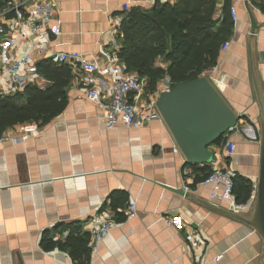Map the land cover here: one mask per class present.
<instances>
[{
    "label": "crops",
    "instance_id": "crops-1",
    "mask_svg": "<svg viewBox=\"0 0 264 264\" xmlns=\"http://www.w3.org/2000/svg\"><path fill=\"white\" fill-rule=\"evenodd\" d=\"M55 1L61 33L52 46L100 60L104 52L111 56L116 46L120 48L123 5L146 12L157 0ZM224 1L217 0L220 8ZM248 4L258 25L256 32L250 33L245 0H231L230 9L236 14L231 35L222 44L216 65L203 72L240 116L227 134L236 153L226 157L221 152L223 138L220 145L209 147L214 154L209 167H226L232 175L249 181L251 194L239 203L242 205L253 203L252 188L258 180L261 132L257 90L264 103V0H248ZM28 50L20 40L11 56L17 58ZM71 73L68 102L58 116L43 126L28 121L2 133L27 138L0 145V264H74L65 251L41 249L43 230L79 220L88 231L94 215L108 211L114 217V211L104 206L112 191L128 193V200L117 210L126 216L133 202L136 214L115 222L90 264H192L198 257L192 244L185 241L191 231L204 242L200 258L205 264H262L264 242L260 235L225 213L248 219L252 204L235 212L225 202L211 199L210 186L194 181L200 170L194 172L186 164L164 121L139 129H107L102 105L83 97L80 85L84 76ZM3 82L9 84L8 78ZM98 85L105 103L110 85L104 79ZM155 95L144 94L141 100ZM170 188H181L184 194ZM172 217H179L180 224L167 225L165 219ZM60 236L57 232L56 237ZM218 255L221 258L216 260Z\"/></svg>",
    "mask_w": 264,
    "mask_h": 264
},
{
    "label": "trees",
    "instance_id": "trees-1",
    "mask_svg": "<svg viewBox=\"0 0 264 264\" xmlns=\"http://www.w3.org/2000/svg\"><path fill=\"white\" fill-rule=\"evenodd\" d=\"M230 6L231 0H225L221 8L217 0H157L151 10L153 17L139 7H130L121 21L123 36L117 57L127 70L146 78L147 94L155 93L163 78L172 86L194 79L216 65L221 46L231 35ZM37 66L49 84L44 89L28 85L22 93L0 95V135L10 126L28 121L43 126L65 109L70 68L49 59L39 60ZM190 166L201 173L195 182L203 181L211 170L209 165L200 169H196L197 164ZM232 177L236 202H246L251 184L237 174ZM106 199L109 201L104 206L114 211L115 222L126 220L124 212L117 209L128 200V193L112 191ZM57 232L60 237H56ZM89 242L90 234L82 222L73 220L43 230L39 245L44 252H67L74 264H90Z\"/></svg>",
    "mask_w": 264,
    "mask_h": 264
},
{
    "label": "built area",
    "instance_id": "built-area-1",
    "mask_svg": "<svg viewBox=\"0 0 264 264\" xmlns=\"http://www.w3.org/2000/svg\"><path fill=\"white\" fill-rule=\"evenodd\" d=\"M166 1V0H162ZM129 5L124 4L123 10H129ZM233 19H236L235 10L230 9ZM0 95L22 93L28 85H35L44 89L49 81L39 74L37 62L42 59L52 60L58 65H67L71 71L79 72L84 76L80 85L83 97L96 102L103 107L105 127L113 129L117 126L139 129L152 122L164 121L156 105L157 98L162 91L169 90L172 84L168 78H163L158 85L155 96L147 99L141 98L146 93V78L136 72L126 69L118 59L119 46L111 52H104L100 60L90 59L86 54L77 51H60L52 43L61 33V18L57 14L55 0H0ZM119 36L122 37L120 31ZM27 44L29 50L15 58L11 54L18 46L19 41ZM222 48V47H221ZM203 75V73H202ZM8 78L9 84L3 82ZM104 79L110 85V95L103 103L98 82ZM162 87V89H159ZM131 96L133 99H130ZM26 135L10 136L0 135V145L8 141L18 142L25 140ZM221 152L226 157L236 153L235 143L224 136ZM214 157L211 161L213 162ZM226 167L214 165L209 174L202 181L210 186V198L218 199L228 205L229 210L238 212L239 208L246 209L251 204L242 205L236 202L233 194V177ZM256 184L252 188V197H255ZM136 214L135 203H130L126 210V218ZM167 225L180 224L179 217L165 219ZM115 225L111 213L103 211L90 219L89 246L91 256L98 251V246L103 236ZM185 241L192 244L198 259L192 264H205L200 258L204 243L202 239L191 231L186 234ZM221 255L215 257L219 260Z\"/></svg>",
    "mask_w": 264,
    "mask_h": 264
},
{
    "label": "water",
    "instance_id": "water-1",
    "mask_svg": "<svg viewBox=\"0 0 264 264\" xmlns=\"http://www.w3.org/2000/svg\"><path fill=\"white\" fill-rule=\"evenodd\" d=\"M245 6L250 18V33L253 34L258 25L248 0H245ZM145 14L154 16L153 11H146ZM257 100L260 106L261 141L258 180L251 217L247 219L233 212L225 213L247 223L264 242V103L258 90ZM156 105L188 165H210L214 154L209 147L234 129L240 118L202 74L160 92ZM170 189L178 194H184L181 188ZM261 260L264 264V248Z\"/></svg>",
    "mask_w": 264,
    "mask_h": 264
}]
</instances>
